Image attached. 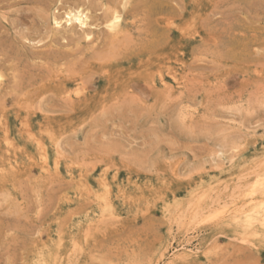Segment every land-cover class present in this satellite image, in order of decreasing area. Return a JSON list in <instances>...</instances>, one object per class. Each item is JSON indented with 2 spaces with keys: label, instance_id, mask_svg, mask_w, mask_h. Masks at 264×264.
I'll return each mask as SVG.
<instances>
[{
  "label": "rangeland",
  "instance_id": "rangeland-1",
  "mask_svg": "<svg viewBox=\"0 0 264 264\" xmlns=\"http://www.w3.org/2000/svg\"><path fill=\"white\" fill-rule=\"evenodd\" d=\"M263 204L264 0H0V264H264Z\"/></svg>",
  "mask_w": 264,
  "mask_h": 264
},
{
  "label": "bare ground",
  "instance_id": "bare-ground-1",
  "mask_svg": "<svg viewBox=\"0 0 264 264\" xmlns=\"http://www.w3.org/2000/svg\"><path fill=\"white\" fill-rule=\"evenodd\" d=\"M67 16V15H66ZM119 16V15H118ZM118 16L116 17V16H114L113 18H112V20L110 21V23L108 24L109 25V27H107L110 31H115L116 29H117V27H118V25H119V19H118ZM67 19H68V22L69 23H72V22H74V21H76V22H79L80 23V26H83V27H87L88 26V22H89V20H90V18L88 17V14H86V12L84 13L83 11H80V9L77 11H75V13L74 12H70L69 14H68V16H67ZM56 25H60V23L59 22H56ZM82 28V27H81ZM85 34V33H84ZM88 33H86L85 35H87ZM126 34V33H125ZM125 36V35H124ZM87 37H89L88 35L86 36V38ZM85 38V39H86ZM124 40V39H123ZM129 41V40H128ZM121 43V42H120ZM126 43V42H125ZM60 57V56H59ZM57 58V57H56ZM82 83V82H81ZM83 84V86H85V84L84 83H82ZM68 86V85H67ZM78 87V86H77ZM76 87V88H77ZM84 89H82V91H83ZM81 90H78L77 91V94L76 95H80L81 93H83L82 91L80 92ZM24 92V91H23ZM80 92V93H79ZM65 93H66V91H65ZM68 93H69V91H68ZM66 94L67 95V97L71 94V91H70V93L69 94ZM58 94V93H57ZM69 98H70V96H69ZM67 99V98H66ZM69 101H70V99H69ZM87 102V101H86ZM90 102V101H89ZM88 102V103H89ZM86 104V103H85ZM88 105V107H89V104H87ZM84 106V105H83ZM84 108V107H83ZM91 109V108H90ZM29 136V135H28ZM46 165H47V162L45 163ZM43 166V165H42ZM44 169V168H43ZM264 205V204H263ZM260 206H262V203H261V205ZM260 209V208H259ZM264 212V211H263ZM253 213V212H252ZM246 219V218H245ZM250 220V219H249ZM248 222V221H247Z\"/></svg>",
  "mask_w": 264,
  "mask_h": 264
}]
</instances>
